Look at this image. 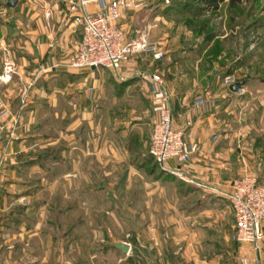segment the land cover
I'll return each mask as SVG.
<instances>
[{"label": "crops", "instance_id": "1", "mask_svg": "<svg viewBox=\"0 0 264 264\" xmlns=\"http://www.w3.org/2000/svg\"><path fill=\"white\" fill-rule=\"evenodd\" d=\"M42 1L48 3V0H18L17 8L26 19H37L31 11L36 7L34 4ZM69 1L53 0V5L46 4L45 7L52 10L49 18L53 17L54 26L51 29L42 31L38 23V27L21 29L26 33L18 43L21 46L17 50L19 78L33 85L31 102L11 146L13 153L1 175L0 264H17L24 255L29 262L39 260L36 251H28L27 246L46 239L49 243L45 248L49 250L56 248L53 245L57 244L58 237L62 243L73 237L86 243L84 233L59 236L63 226L59 213H68L70 218L75 217L77 222L90 227L94 220L90 212L98 210L89 205L90 195L100 198L102 203L97 205L104 207L105 201L109 202L107 210L106 207L102 210L115 212L117 182L124 180L127 192L134 197L141 187L147 194L152 193L154 182L168 181L169 177L180 181V193L192 200L189 205L184 203L180 207L176 218L170 217L173 225L166 232L171 235L161 240L165 261L171 264H245L242 259L247 257L248 264H264V241L257 252L252 243L237 240L235 215L222 193L234 174L244 173V166L236 157V136L243 133L245 138L250 126L248 120L242 118L240 128L235 127V117L239 113L234 108L236 91L215 70L218 55L207 54L212 42L201 48L204 34L183 26L176 29L165 25L172 23L167 18L171 13H165L163 8L171 6L172 0H146L147 5L141 9L124 10L119 23L132 38L143 25V18L150 23L158 22L159 27L151 29L150 41L164 50L163 58L155 59L151 51L140 52L122 65L124 77H115L107 67H103L107 71L103 75L101 66L71 69L63 63L74 52L82 31L68 17ZM99 6L97 2L90 3L92 10ZM7 18L4 17L2 22L6 21L0 24L1 65L12 44ZM14 38L19 39V36ZM139 69H158L163 73L171 92L175 125L184 129L187 139L199 142V150L182 165L187 179L167 171L155 177L157 173L152 170L150 156L152 126L146 129L142 117L144 112L150 115L152 102L143 81L134 76ZM235 81L242 84L241 80ZM3 91L5 100L15 107L19 101L18 89L3 86ZM199 95L205 96L207 103L196 111L193 105ZM46 97L51 109H55V116H66L68 121L61 137L50 136V147L40 152L45 156L41 159L40 153L32 150L39 144L37 133L29 131ZM111 98H117L121 104L105 107ZM126 99L133 100V105L137 106L142 101L145 108L125 106ZM130 111H133L132 116ZM109 114L114 116L115 123L108 128L105 123ZM188 120L192 121L189 125ZM6 125H10L9 119ZM5 133V130L0 132V150L6 140ZM256 138L252 136L253 141ZM168 162L176 164L174 158ZM61 164L65 165L64 172L57 170ZM59 180L64 182V188L57 184ZM140 180L143 184L138 185ZM47 186L52 190L50 198L42 193ZM44 210L49 213L47 223L43 221ZM70 220L66 228L63 226L69 232L74 225V220ZM94 221L97 226L101 222L98 227H103V219ZM151 243L158 244L159 240L152 239ZM135 255L138 256L136 251L130 253V256ZM19 264H28V261Z\"/></svg>", "mask_w": 264, "mask_h": 264}, {"label": "rangeland", "instance_id": "2", "mask_svg": "<svg viewBox=\"0 0 264 264\" xmlns=\"http://www.w3.org/2000/svg\"><path fill=\"white\" fill-rule=\"evenodd\" d=\"M156 1L161 2L162 0ZM194 1V3H197L196 0ZM6 2L7 0H0V24H3V22L6 21L4 20L2 22L4 17H8L7 19L9 20L7 21H10V26L8 27L11 28V32L9 34L11 35L12 42L10 46L11 51L9 53L15 59V61H17L19 57L17 50L21 47L18 43L21 35H25L26 33L21 32V29L32 28L34 25L38 27V24H40L39 26L43 31L45 28L51 29L54 26L53 17L49 18L45 14L46 4H52L53 0H48V3L42 1L39 3V5L34 4L36 7L33 8L31 12L32 14L34 13L36 15L35 18L37 19H26V15L18 10V3L15 6H9ZM173 3H171V6L163 8L165 13H171V15H167V18L172 23H165V25L168 28L177 29L178 27L183 26L191 29L193 23H187V16L182 14L181 8L178 4L175 3L172 5ZM59 7L58 9L61 10L62 7ZM204 16L209 18L208 21L210 26L218 31V38L221 41V50L218 53L219 63L215 70L218 72V75H221L224 82L225 76L228 74L234 75L235 80L238 79L242 81V84H240L237 90H235L236 92H234V108L237 112H239L238 116L235 117V127L240 128L242 124L241 119L245 118L248 120L250 129L247 131V134H245L247 135L245 137L246 139L243 137V133L237 134L235 147L236 157L238 161L244 166L243 172H252L262 178L264 177V0H239L235 6H231L229 4V0H225L222 2L218 11H208ZM19 17L21 19L20 22H18ZM155 23L157 24L155 25ZM142 24L143 25H141L139 28H143L146 25L150 27V25H152L151 29H153L155 26H158V22L150 23L147 22V19L145 18L142 19ZM4 29L7 31L8 28L4 25ZM43 33V35L46 37L48 36L45 32ZM15 35L16 37L19 36V39H15ZM197 36L200 35H196V37ZM75 51L76 48L74 52ZM70 55L67 56V60ZM18 62L19 61L16 62L17 66ZM66 63L67 61H65L63 64L65 67H68L66 66ZM100 69L103 75L105 72L107 73V71L102 66ZM111 72L112 75L117 77L113 70ZM19 77L20 74H17L15 75V78L12 82L3 85L10 88H17L18 99H20L19 95L21 87L29 83L22 82L21 78ZM47 77L49 76L47 75ZM48 99L49 98L46 97L42 107H40V112L36 118V122H32V127L29 131L32 133H37L36 138H38L39 144L36 145V150L32 149L36 154L50 147V136L55 134L61 137V131L65 129L68 121L66 116H55L53 112L55 109H51ZM6 102H8L10 108L15 111L18 108L20 100L18 101V104L15 105V107L12 106L10 101ZM30 102L31 100L28 102V105ZM124 102L125 106H136L137 109H140L141 106L145 108L142 101H139L140 105L138 106L133 105V100L126 99ZM117 103L120 105V100L117 102V98H111V100L106 101L104 105L107 108L117 107ZM132 112L133 111H130L131 116L133 115ZM142 115L145 120L144 126L146 129H149L150 125L152 126L151 112L150 115L148 112H144ZM5 116L7 117L5 120H2L0 117L1 124L7 123L9 117L7 114ZM113 117L114 116H112V114L106 116L105 126L108 128L112 125V123H115V119ZM23 120L24 115L19 121L17 130L19 129ZM3 131L4 130H0V132ZM252 136L257 137L256 141H253ZM216 137L217 136H214V138ZM243 138L247 140V143L245 140H243ZM197 143L198 147L194 153L199 150V142ZM12 153L13 152L11 150V154ZM11 154L8 156L6 163L7 161H10ZM47 156H49V153ZM4 170L6 171L5 165L1 169L0 175H2ZM57 170L59 172H64L65 165H58ZM152 170L157 173L155 174V177H157L156 175L159 177L160 174H164V171L156 166ZM241 174L242 172L234 174V176L229 179L228 184L232 178ZM164 180L165 179L162 181L164 184H162V182H154V191L150 194H147L140 186L141 188L138 195L134 197H131L127 192L124 180L117 182V211L115 212L105 211L109 206L108 201H105L104 207L106 208L105 210H102L104 207L102 205H97L99 202H101L100 198L97 199L96 197L90 195L89 205L91 208H98V210L90 212V217L94 220L97 218H99V220L103 219V227H98L100 226L101 222H99V225L97 226L94 220L90 227H87L85 226V223L83 224L81 222H77L75 217L70 218L68 213H59L60 218L63 220L62 225L64 227L65 225L71 223L69 222L71 221L70 219L74 220V225H72L73 229L71 228L70 232L67 229L65 230L66 227H60V232L58 230L60 233L59 236L62 234L66 237H69L68 235H71L73 232L79 234L84 233L87 242L81 243L79 240H77V238L73 237V240L71 238L69 241L62 243L60 237H58L59 239L57 240V244L53 245V247L56 246V248L49 250L45 248L49 243V240L45 238L46 240L42 243L35 242L34 246H27L28 251H36V254H38L37 256H39V260L29 262L27 255H24V258L21 259L20 262L23 263L24 261H28V264H171V262L168 263L164 260L166 256L162 248L161 240L171 235L170 233L166 232L173 225L170 217L176 218L179 211L182 209L180 207L183 206L184 203L189 205L192 199H189L190 196L184 198L180 193V181H177L174 177H169V179H167L168 181ZM140 182L143 184V181L140 180L137 181L138 185L141 184ZM57 184H62L63 186L60 185L61 188L65 187L62 180H59ZM51 191L52 190L49 188V186L44 188V190L42 189V193L44 196H46V198H50ZM107 198L108 197H106V199ZM48 216V211L44 210L43 221H45ZM44 223L47 222L45 221ZM154 237L159 240L158 244L151 243L152 239H156ZM125 240L131 243V248L133 247L134 249L132 251H136L138 253L137 257L136 255L130 256V253L132 252L131 249L128 252H125L119 247L117 248L112 246L114 241L124 242ZM78 258L80 259L78 260ZM20 262L16 263L19 264Z\"/></svg>", "mask_w": 264, "mask_h": 264}, {"label": "built area", "instance_id": "3", "mask_svg": "<svg viewBox=\"0 0 264 264\" xmlns=\"http://www.w3.org/2000/svg\"><path fill=\"white\" fill-rule=\"evenodd\" d=\"M91 2L99 3V8L92 10ZM145 5L146 0H70L68 17L81 27L82 34L77 42L76 51L69 56L66 66L71 69L102 66L113 70L117 76L124 77L121 74L122 65L140 52L151 51L155 59L163 58L164 50L157 43L150 41L152 25L138 28L137 35L129 38L127 31L119 23L124 10L141 9ZM45 14L50 17L52 10L47 7ZM17 74L19 75V69L15 59L10 53H5L0 70V115L7 114L11 124L7 127L6 123H0V130L6 131V140L0 151V173L11 154L10 147L16 137L25 106L29 102L33 85V82H29L21 87L20 103L13 111L5 101L2 86L12 82ZM134 76L143 81L152 102L150 151L163 169L187 179L182 165L189 162L198 143L189 141L185 137L184 129L175 125L171 92L165 76L158 69L154 71L139 69L134 72ZM234 81V75L225 76V82ZM206 103V97L199 95L193 108L200 111ZM191 123V120L187 121L188 125ZM170 158L176 160L175 165L169 164ZM222 193L227 197L234 211L236 238L241 242L252 243L259 252L264 241V177L261 178L252 172H244L232 178L228 188ZM124 242L131 247L129 241ZM242 260L248 264L247 257H243Z\"/></svg>", "mask_w": 264, "mask_h": 264}, {"label": "trees", "instance_id": "4", "mask_svg": "<svg viewBox=\"0 0 264 264\" xmlns=\"http://www.w3.org/2000/svg\"><path fill=\"white\" fill-rule=\"evenodd\" d=\"M225 0H196L197 3H194V0H172L171 3L173 5L176 3L180 6L182 14L187 16V23H193L191 29L194 30L196 33L204 34V39L202 41L201 48L206 46L207 44L211 43L210 49L207 52L211 53L212 55H218L221 50L220 44L221 41L218 38V31L211 27L208 21V17H205V13L208 11L216 12L220 9L222 2ZM239 0H229V4L231 6H235ZM28 106V104H27ZM24 109V112L27 108ZM150 156L153 161L152 169L156 166L166 172L160 165L159 161L156 159L154 154L150 151ZM41 159L45 158L43 153L39 154ZM150 158V159H151ZM151 169V168H150ZM169 173V172H168ZM171 174V173H170ZM169 175V174H168ZM112 246L117 247L114 243ZM118 248V247H117Z\"/></svg>", "mask_w": 264, "mask_h": 264}, {"label": "water", "instance_id": "5", "mask_svg": "<svg viewBox=\"0 0 264 264\" xmlns=\"http://www.w3.org/2000/svg\"><path fill=\"white\" fill-rule=\"evenodd\" d=\"M171 1V0H169ZM18 0H8L7 4L9 6H15L17 4ZM96 66L93 65V68H95ZM240 85V82L239 81H235L233 83H231L230 87L232 90H237L238 86ZM115 245L117 247H119L120 249H122L123 251L125 252H128L130 250V245L126 242H123V241H118L115 243Z\"/></svg>", "mask_w": 264, "mask_h": 264}]
</instances>
